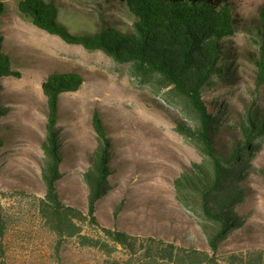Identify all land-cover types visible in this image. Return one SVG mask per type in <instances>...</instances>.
<instances>
[{
    "label": "rangeland",
    "instance_id": "obj_1",
    "mask_svg": "<svg viewBox=\"0 0 264 264\" xmlns=\"http://www.w3.org/2000/svg\"><path fill=\"white\" fill-rule=\"evenodd\" d=\"M18 1L0 0L9 8L0 20L3 44L13 52L15 68L22 73L20 79L5 78L0 95V105L7 111L0 119L6 138L0 150V203L8 223L7 264H156L140 255L132 257L90 225H83L82 235L99 241L97 246L84 245L79 237L59 242L42 219L39 199L45 196L43 141L48 124L43 83L55 72L76 71L85 78L79 91L61 96L66 159L58 189L63 201L88 211L83 176L101 146L93 127L94 114L99 113L112 140L114 169L111 191L98 209L103 225L208 251L201 227L176 197V180L203 161L176 131L187 122L180 107L165 100L167 90L155 94L149 86L137 85L130 64L117 63L99 50L68 44L25 21ZM52 1L70 26L83 24L92 32L114 28L133 32L135 19L125 0ZM217 1L229 6L236 23L235 35L224 44L235 81L206 92L205 100L221 114L217 140L230 146L241 136L247 115L264 120V83L258 85L264 0ZM259 144L262 147L244 181L247 199L238 209L244 225L223 242L220 258L264 250V140Z\"/></svg>",
    "mask_w": 264,
    "mask_h": 264
},
{
    "label": "trees",
    "instance_id": "obj_2",
    "mask_svg": "<svg viewBox=\"0 0 264 264\" xmlns=\"http://www.w3.org/2000/svg\"><path fill=\"white\" fill-rule=\"evenodd\" d=\"M125 3L135 19L132 33L115 28L92 32L79 23L70 26L61 20L60 6L52 0H19L18 9L25 21L68 44L99 50L117 63L130 64V75L137 85L149 86L155 94L167 90L165 100L177 104L187 120L176 131L203 159L176 180L175 190L178 203L201 227L208 251L133 236L103 225L98 209L111 191L114 169L112 140L99 113L94 114L93 127L101 146L83 176L88 190V211L84 213L63 201L58 189L66 159L60 126L61 96L75 93L83 86L85 78L76 71L52 73L43 83L48 124L43 141L45 196L39 199L42 219L59 242L79 237L84 245L97 246L99 241L82 235L83 225H90L102 237L121 246L132 257L140 255L147 263L264 264V250L219 257L223 242L244 225L238 213L247 199L244 181L252 159L262 147L259 143L264 140V120L258 122L249 114L241 126V136L230 146L222 144L216 133L222 125L221 114L205 100L206 92L235 81L224 45L236 33L231 9L217 0H125ZM8 12L9 8L0 3V20ZM260 21L259 86L264 83V7ZM3 43L0 34V95L5 78L22 77L15 68L13 52ZM6 115L0 105V119ZM1 133L0 150L6 144ZM7 231L6 214L0 203V264H7ZM103 247L106 249L107 245Z\"/></svg>",
    "mask_w": 264,
    "mask_h": 264
}]
</instances>
